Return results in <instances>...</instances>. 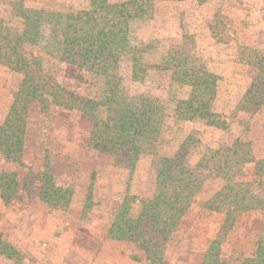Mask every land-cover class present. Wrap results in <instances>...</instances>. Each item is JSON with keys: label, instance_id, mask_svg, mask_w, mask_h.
Segmentation results:
<instances>
[{"label": "rangeland", "instance_id": "obj_1", "mask_svg": "<svg viewBox=\"0 0 264 264\" xmlns=\"http://www.w3.org/2000/svg\"><path fill=\"white\" fill-rule=\"evenodd\" d=\"M11 1L0 0V16L10 18ZM23 1L35 8L91 7L89 0ZM137 35L149 43L144 60L150 67L144 82H137L132 76V59L124 55L120 60L123 84L132 94L152 92L168 106L162 134L144 141L131 171L91 146L93 120L84 112L54 105L31 118L22 163L0 158V171H16L20 182L19 195L12 203L5 204L0 196V232L21 254L20 261L0 254V264H149L132 242L112 238L108 232L127 193L139 199L153 194L155 170L162 157L175 155L191 136L187 161L192 166L211 149L235 142L249 143L255 161L264 158V107L256 112L238 108L251 83L239 51L243 47L264 51V0L156 1L148 7ZM181 38L219 75L214 110L226 119L223 129L200 118L174 116L172 109L188 97L190 87L179 83L172 71L154 65L162 64L174 40ZM26 51L41 56L45 72L64 87L85 97L103 96L104 76L62 61L52 48L27 45ZM21 80V74L0 64V123ZM44 170L52 172L59 185L73 190L68 207L54 208L40 198L39 175ZM245 174L241 177L245 181H260L254 175V164L246 167ZM223 183L215 177L204 182L166 245V264L207 262V252L225 219L224 212L209 208V200ZM139 209L137 199L133 210L138 213ZM263 212L256 209L239 215L234 227L220 238L222 264H244L255 255L264 240Z\"/></svg>", "mask_w": 264, "mask_h": 264}, {"label": "trees", "instance_id": "obj_2", "mask_svg": "<svg viewBox=\"0 0 264 264\" xmlns=\"http://www.w3.org/2000/svg\"><path fill=\"white\" fill-rule=\"evenodd\" d=\"M89 1V9L72 10L35 8L23 0H13L9 3L10 18L0 16V64L22 75L10 109L0 123V158L21 164L30 119L54 105L90 116L91 146L131 171L143 152L144 141L162 134L168 106L152 92L130 93L124 87L120 70L121 58L128 55L133 62V79L144 82L150 67L144 60L149 43L139 40L137 30L150 4L162 0ZM212 31L216 34L213 28ZM27 45L52 48L62 61L104 76L103 96L85 97L64 87L45 72L41 56L26 51ZM239 59L248 66L251 83L238 108L256 112L264 107V51L243 47ZM154 66L172 71L179 83L190 87L188 97L180 99L172 109L177 119L200 118L208 125L226 127V119L214 110L219 75L192 52L188 40H174L164 62ZM191 138L183 140L175 155L162 157L150 197L139 199L131 193L124 196L109 228L110 237L132 242L149 264H166L167 243L210 177L224 180L210 198L209 208L224 212L225 219L207 252L205 264H222L220 238L234 227L239 215L256 209L264 211V158L255 161L249 143L235 142L211 149L192 166L187 161ZM249 164H254L259 182L242 179ZM39 182L44 202L54 208L69 206L73 190L59 185L52 172H41ZM19 192L18 173L0 171L3 202L12 203ZM137 199L140 209L135 213L133 205ZM0 254L21 260L20 252L1 232ZM244 264H264V240Z\"/></svg>", "mask_w": 264, "mask_h": 264}]
</instances>
